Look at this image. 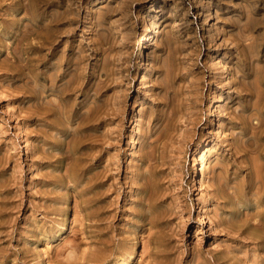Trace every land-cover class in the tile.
Instances as JSON below:
<instances>
[{
	"label": "rangeland",
	"instance_id": "obj_1",
	"mask_svg": "<svg viewBox=\"0 0 264 264\" xmlns=\"http://www.w3.org/2000/svg\"><path fill=\"white\" fill-rule=\"evenodd\" d=\"M263 90L264 0H0V264H264Z\"/></svg>",
	"mask_w": 264,
	"mask_h": 264
},
{
	"label": "bare ground",
	"instance_id": "obj_2",
	"mask_svg": "<svg viewBox=\"0 0 264 264\" xmlns=\"http://www.w3.org/2000/svg\"><path fill=\"white\" fill-rule=\"evenodd\" d=\"M45 1H46V0H45ZM20 2H22V1H20ZM42 2H43V1H42ZM18 3H19V2H18ZM15 4H16V3H15ZM23 4H24V3H23ZM47 4H48V2H44V3H43V5H45V6H47ZM21 5H22V4H21ZM24 7H25V5H24ZM26 7H27V6H26ZM22 9H23V8H22ZM24 10H25V9H24ZM27 10H28V9H27ZM60 12H61V11H60ZM60 12H59V13H60ZM42 13H43V12H42ZM40 15H41V14H40ZM43 15H44V14H43ZM46 15H47V14H46ZM29 16H30V15H29ZM29 18H30V17H29ZM32 18H33V16H32ZM46 18H47V17H46ZM27 19H28V18H27ZM42 19H44V16H43ZM42 19H41V20H42ZM30 20H31V19H30ZM44 21H45V20H43L42 22L44 23ZM40 22H41V21H40ZM46 22H48V21H46ZM29 23H30V22H29ZM43 23H42V24H43ZM27 24H28V21H27ZM27 24H26V25H27ZM46 24H47V23H45V25H46ZM35 25H36V23H35ZM45 25H44V26H45ZM37 26H38V23H37ZM23 28H24V27H23ZM25 28H26V27H25ZM39 28H40V27H39ZM44 28H46V27H44ZM59 28H60V27H59ZM30 29H31V28H30ZM30 29H27V32H28V30H30ZM42 29H43V28H42ZM20 30L22 31V29H20ZM20 30H19V31H20ZM25 30H26V29H25ZM247 30H248V29H246L245 31H247ZM23 31H24V30H23ZM40 31H41V30H40ZM40 31H39V32H40ZM53 31H54V30H53ZM33 32H34V35H35V32H38V30H37V31H33ZM19 33L21 34V32H19ZM42 33H43V32H42ZM42 33H41V34H42ZM20 34H19V36H20ZM23 34H24V33H23ZM43 34H45V33H43ZM47 34H48V35H46V36L43 35V37H42V38H43V39H42L43 41H42V42L39 41V45H40L41 48L43 47L44 49H47V50L49 51V54H51V56L54 57V55L56 54V53L53 52V50L55 49V44H54L55 42H54V41L56 40L57 37L60 36V33H59V31H58V32L55 31V32H49V33H47ZM37 35H39V34H37ZM17 36H18V35H17ZM21 36H23V35H21ZM35 37L37 38V36H35ZM39 37H40V36H39ZM239 37H240V39L242 40V42H244L243 39L246 37V34H245V33H242V34L239 35ZM18 39H19V37L17 38V40H18ZM23 39H24V38H23ZM25 39H26V38H25ZM14 40H15V39H14ZM16 42H17V41H16ZM18 42H19V41H18ZM36 42H37V40H36ZM33 43H34V42H33ZM18 44H19V43H18ZM251 44H253V43H249V45L246 44V46H250ZM33 45H34V44H32V46H33ZM17 46H18V45H17ZM36 46H38V45H36ZM36 46H35L34 48H36ZM40 47H39V48H40ZM251 47H253V45H252ZM30 48H31V46H30ZM56 48H57V47H56ZM245 48L248 49L247 47H245ZM31 50H32V49H31ZM36 50H37V48H36ZM249 50L253 51L254 49H251V48H250ZM32 51H33V50H32ZM54 51H55V50H54ZM247 54H248V50H247ZM251 54H252V55H253V54L255 55L254 51H253V53L250 52V53L248 54V56H250ZM34 55H36V54H34ZM46 55H47V54H46ZM56 55H59V54H56ZM40 56H41V55H40ZM42 56H43V54H42ZM42 56H41V57H42ZM36 57H37V55H36ZM55 57H56V56H55ZM87 57H88V56H87ZM253 57H254V56H253ZM253 57H252V58H253ZM39 58H40V57H39ZM44 58H45V57H43L42 59H44ZM51 58H52V57H51ZM59 58H60V57H57L56 59L58 60ZM17 59H18V58H17ZM17 59H16V60H17ZM19 59H20V58H19ZM29 59H30V58H28L27 60H29ZM34 59H35V58H34ZM36 59H37V58H36ZM36 59H35V60H36ZM52 59H53V58H52ZM54 59H55V58H54ZM59 60H61V59H59ZM83 60H84V56H83V55L79 56L78 58H77L76 55H75V57H74L73 60H72V59L64 60V63L66 64V65H65L66 68H64V69H62V68H61V69H60V68L58 69L57 64H54V67H50L52 70H54L53 72H55V71L57 72V71H58L57 75L60 77V79H63V78H64L65 76H67V75L69 76V74H70V76H71V77L69 76V78H68V76H67L68 79H66L65 81H63L62 85L60 86V89L58 88V89H59L58 93H59L60 98H63V97H65L66 95H69L67 92L71 93V92H74V91L79 90V89L81 90V87H82V85H83V83H84V81L81 80V78L83 79L84 76L82 75V72H83V71L80 72V69H81V68H80V67H81L80 65L83 63V62H82ZM17 61H18V60H17ZM29 61H30V60H29ZM29 61H28V62H29ZM31 61H32V60H31ZM36 61H37V60H36ZM47 61H48V60H47ZM55 61H56V60H55ZM37 62H38V61H37ZM48 62H49V61H48ZM57 62H59V61H57ZM57 62H56V63H57ZM81 62H82V63H81ZM168 62H169V61H168ZM34 63H36V62L34 61ZM64 63H63V64H64ZM166 63H167V62H166ZM261 63H262V62H261ZM29 64H30V62H29ZM36 64H37V63H36ZM36 64H35V65H36ZM44 64H46V63L44 62ZM52 64H53V63H52ZM63 64H61V65H63ZM171 64H172V63H171ZM256 64H257V63H256ZM58 65H59V64H58ZM82 65H83V64H82ZM168 65H169V64H168ZM244 65H245V67H242V68L240 69L241 72H242V70H243L244 68L247 67L246 62H245ZM254 65H255V64H254ZM49 66H50V65H49ZM52 66H53V65H52ZM32 67H34V66H32ZM56 67H57V68H56ZM170 67H171V66H170ZM181 67H182V66H181ZM47 68H48V67H47ZM165 68H167V67H165ZM171 68H172V67H171ZM51 69H50V70H51ZM56 69H57V70H56ZM256 69H258V68L256 67ZM50 70H49V71H50ZM100 70H101V69H100ZM103 70H104V69H103ZM170 70H171V69H170ZM47 72H48V71H47ZM169 72H171V71H169ZM237 72H239V71H237ZM259 72H260V71H259ZM83 73H84V72H83ZM46 74H47V73H46ZM46 74H45L44 76H46ZM49 74H50V76H51V75H52V72L49 73ZM32 75H33V74H32ZM36 75H37V74H36ZM54 75H55V74H54ZM34 76H35V74H34ZM48 76H49V75L47 74V77H48ZM168 76H169V75H168ZM35 77H37V76H35ZM35 77H33V78H35ZM51 77L53 78V75H52ZM48 78H50V77H48ZM240 78H241V77H240ZM37 79H38V78H37ZM54 79H55V78H53V79H49V80H52V83H54ZM58 79H59V78H58ZM64 79H65V78H64ZM174 79H175V78H174ZM242 79H243V78H242ZM242 79H241V80H242ZM33 80H34V79H33ZM86 80H87V79H86ZM89 80H90V79H89ZM117 80H118V79H117ZM158 80H159V79H158ZM244 80H245V79H244ZM252 80H253V79H252ZM255 80H256V79H255ZM55 81H57V80H55ZM108 81H109V80H108ZM108 81H107V82H108ZM112 81L114 82V80H112ZM112 81H110V82H112ZM159 81H160V80H159ZM164 81H165V80H164ZM168 81H169V80H168ZM248 81H249V80H248ZM87 82H88V81H87ZM95 82H96V81H95ZM116 82H117V81H116ZM162 82H163V81H162ZM169 82H170V81H169ZM243 82H244V81H243ZM105 83H106V81H105ZM118 83H119V82H118ZM244 83H245V82H244ZM244 83H242V86H243L244 88H246V90H248V86L245 87L246 85H244ZM59 84H60V83H59ZM86 84H87V83H86ZM86 84H85V85H86ZM88 84H89V83H88ZM95 84H96V83H95ZM102 84H103V83H102ZM110 84H112V83H110ZM110 84H108V85H110ZM163 84H164V83H162V85H163ZM165 84H166V83H165ZM167 84H168V82H167ZM167 84H166V86H167ZM254 84H255V83H254ZM254 84H253V85H254ZM104 85H105V84H104ZM112 85H113V84H112ZM116 85H117V84H116ZM98 86H99V85H98ZM98 86H96V87L98 88ZM113 86H114V85H113ZM172 86H173V85H172ZM172 86H171V87H172ZM174 86H175V85H174ZM250 86H251V85H250ZM254 86H255V85H254ZM254 86H253V87H254ZM35 87H36V86H35ZM86 87H87V85H86ZM103 87H104V86H103ZM171 87H169V88H171ZM243 87H242V88H243ZM50 88H51V87H50ZM53 88H54V87H53ZM53 88H52V89H53ZM82 88H83V87H82ZM93 88H94V87H93ZM97 88H96V89H93V90H96V91H97ZM101 88H102V86L99 88V90H101ZM172 88H173V87H172ZM91 89H92V88H91ZM165 89H166V88H165ZM252 89H253V88H252ZM56 90H57V88H56ZM80 90H79V91H80ZM82 90H83V89H82ZM99 90H98V91H99ZM104 90H105V89H104ZM167 90H168V89H167ZM174 90H175V89H174ZM89 91H90V89H89ZM96 91H95V93H96ZM114 91H115V90H114ZM249 91H250V90H249ZM249 91H247V92H249ZM254 91H256V90H254ZM257 91H259V90H257ZM76 92H77V91H76ZM93 92H94V91H93ZM103 92H104V91H103ZM163 92H165V91H163ZM163 92H162V93H163ZM174 92H175V91H174ZM56 93H57V92H56ZM263 93H264V90H263ZM93 94H94V93H93ZM96 94H98V93H96ZM103 94H104V93H103ZM164 94H165V93H164ZM260 94H261V93H260ZM260 94H259V96H260L261 99H262V96H264V94H261L262 96H261ZM38 95H39V94H38ZM101 95H102V94H101ZM101 95H100V97H101ZM116 95H117V94H116ZM71 96H72V94H71ZM104 96H105V95H104ZM149 96H150V95H149ZM173 96H174V95H173ZM175 96H176V95H175ZM49 97H50V96H49ZM49 97H48V98H49ZM55 97H57V94H56ZM97 97H98V96H97ZM97 97H96V98H97ZM102 97H103V95H102ZM242 97H243V96H242ZM260 97H259V98H260ZM58 98H59V97H58ZM58 98H57V99H58ZM60 98H59V101H60ZM68 98H69V97H68ZM93 98H95V97H93ZM42 99H43V98H42ZM55 99H56V98H55ZM98 99H99V97H98ZM113 99H114V98H113ZM122 99H123V98H122ZM44 100H45V96H44L43 101H44ZM63 100H64V99H63ZM65 100H66V99H65ZM105 100H106V99H105ZM107 100H108V98H107ZM109 100H110V99H109ZM114 100H115V99H114ZM120 100H121V99H120ZM123 100H125V98H124ZM38 101H39V99H37V102H38ZM41 101H42V100H41ZM47 101H48V100H47ZM49 101H50V100H49ZM51 101H52V100H51ZM51 101H50V103H51ZM57 101H58V100H57ZM59 101H58V103H59ZM93 101H94V100H93ZM102 101H104V100H102ZM111 101H112V100H111ZM111 101H110L109 103H111ZM116 101H117V100H116ZM118 101H119V100H118ZM118 101H117V102H118ZM45 102H46V100H45ZM105 102H106V101H105ZM117 102H116V103H117ZM119 102H120V101H119ZM145 102H146V101H145ZM240 102H241V101H240ZM254 102H255V101H254ZM261 102H262V100H261ZM41 103H42V102H41ZM43 103H44V102H43ZM46 103H47V102H46ZM46 103H45V104H46ZM53 103H54V102H52V104H53ZM65 103H66V102H65ZM94 103H95V102H94ZM106 103H107V102H106ZM263 103H264V102H263ZM55 104H56V103H55ZM61 104H63V103H61ZM98 104H99V103H98ZM102 104H103V103H102ZM121 104H122V103H121ZM124 104H125V103H124ZM124 104H123V105H124ZM154 104H155V103H154ZM34 105H35V104H34ZM36 105H37V104H36ZM38 105H40V104H38ZM43 105H44V104H43ZM58 105H59V104H58ZM112 105H113V104H112ZM119 105H120V103H119ZM123 105H120V106H123ZM235 105H236V104H235ZM252 105H253V104H252ZM261 105H262V104H261ZM44 106H45V105H44ZM54 106H55V105H53V107H54ZM56 106H57V104H56ZM56 106H55V107H56ZM62 106H63V105H62ZM65 106H66V105H65ZM102 106H103V105H101V107H102ZM182 106H183V105H182ZM33 107H35V106H33ZM39 107H40V106H39ZM46 107H47V106H46ZM68 107H69V106H68ZM95 107L97 108V106H95ZM111 107H112V106H110V108H111ZM117 107H118V106H117ZM117 107H116V108H117ZM246 107H247V106H246ZM254 107H257V106H254ZM36 108H38V106H37ZM43 108H44V107H43ZM43 108H42V110H43ZM49 108H51V107H49ZM56 108H57V107H56ZM58 108L61 109L60 106H58ZM70 108H71V106H70ZM91 108H92V107L90 106V107H89V109H90L89 111L92 112V109H91ZM110 108H107L106 114H109V113H110V111H111V109H112V108H111V109H110ZM113 108H114V106H113ZM47 109H48V107H47ZM65 109H66V108H65ZM65 109H64V110H65ZM71 109H72V108H71ZM100 109H101V108L98 107V112H100ZM171 109L174 110L173 107H171ZM233 109H234V108H233ZM35 110H36V109H35ZM35 110H33V112H35ZM53 110H54V109H53ZM53 110H52V111H53ZM55 110H56V109H55ZM57 110H58V109H57ZM67 110H68V109H67ZM94 110H96V109H94ZM94 110H93V111H94ZM123 110H124V109H123ZM123 110H121V111H123ZM173 110H172V111H173ZM256 110H257V109H256ZM38 111H39V110H38ZM102 111H103V110H102ZM102 111H101V112H102ZM176 111H177V110H176ZM33 112H31V113H33ZM36 112H37V111H36ZM47 112H50V111L48 110ZM58 112H59V114H61L60 111H58ZM65 112H66V111H65ZM73 112H74V111H73ZM83 112H84V111H83ZM112 112H113V110H112ZM116 112H117V111H115V113H116ZM174 112H175V111H174ZM187 112H188V111H187ZM236 112H237V111H236ZM259 112H260V111H259ZM81 113H82V112H81ZM85 113H86V112H85ZM85 113H84V115H85ZM87 113H88V112H87ZM93 113H94V114L96 113V115H97V111H96V112H93ZM115 113H114V114H115ZM117 113H119V112H117ZM117 113H116V115H117ZM170 113H171V112H170ZM176 113H177V112H176ZM33 114H34V113H33ZM33 114H32V115H33ZM38 114H39V113H38ZM40 114H41V113H40ZM44 114H45V112H44ZM46 114H47V113H46ZM49 114H50V113H49ZM65 114H66V113H65ZM94 114L92 115V117H94ZM110 114H111V113H110ZM165 114H166V113H165ZM168 114H169V113H168ZM168 114H166L165 119L168 117ZM174 114H175V113H174ZM195 114H196V113H195ZM249 114H250V113H249ZM261 114H262V113H261ZM34 115H36V114H34ZM62 115H64V114H62ZM71 115H73V114H71ZM76 115H77V114H76ZM88 115H89V114H88ZM255 115H257V114H255ZM65 116H66V115H65ZM65 116H63V118H64ZM67 116H68V114H67ZM67 116H66V117H67ZM81 116H83V115H81ZM85 116H86V115H85ZM101 116H102V115H101ZM111 116H112V115H111ZM180 116H181V115H180ZM180 116H179V117H180ZM249 116H250V115H249ZM249 116H248V117H249ZM253 116H254V115H253ZM57 117H58V116H57ZM83 117H84V116H83ZM88 117H89V116H88ZM97 117H98V115H97ZM103 117H104V116H103ZM107 117H109V116L107 115ZM182 117H183V116H182ZM248 117H247V118H248ZM257 117L259 118L260 116L257 115ZM263 117H264V116H263ZM40 118H41V117H40ZM44 118H45V117H44ZM67 118H68V117H67ZM85 118H87V117H85ZM101 118H102V117H101ZM115 118H116V117H115ZM180 118H181V117H180ZM247 118H245V120H246ZM36 119H37V118H36ZM41 119H42V118H41ZM59 119H61V118H59ZM90 119H91V118H90ZM105 119H106V118H105ZM116 119H117V118H116ZM118 119H119V118H118ZM178 119H179V118H178ZM239 119H240V118H239ZM42 120H43V119H42ZM44 120H45V119H44ZM47 120H48V119H47ZM77 120H78V119H77ZM82 120H84V119H82ZM93 120H94V119H93ZM93 120H92V121H93ZM96 120H97V119H96V117H95V121H96ZM109 120H111V118H110ZM112 120H113V119H112ZM240 120H241V119H240ZM251 120H252V118H251ZM255 120H258V123L261 122V121L259 122L260 119H257V118H256ZM80 121H81V120H80ZM84 121H85V120H84ZM86 121H87V120H86ZM90 121H91V120H90ZM92 121H91V122H92ZM95 121H94V122H95ZM99 121H100V120H99ZM101 121H102V120H101ZM105 121H106V120H105ZM107 121H108V120H107ZM115 121H116V120H115ZM162 121H163V120H162ZM263 121H264V120H263ZM48 122H49V121H48ZM81 122H82V121H81ZM88 122H89V121H88ZM88 122H87V123H88ZM109 122H110V121H109ZM109 122H108V123H109ZM117 122H118V121H117ZM185 122H186V121H185ZM191 122H192V121H191ZM244 122H245V121H244ZM248 122H249V120H248ZM251 122H252V121H251ZM50 123H52V122H50ZM79 123H80V122H79ZM100 123H102V122H100ZM100 123H99V124H100ZM118 123H119V122H118ZM241 123H242V122H241ZM45 124H46V123H45ZM47 124H48V123H47ZM55 124H56V123H54V125H55ZM82 124H84V123H82ZM85 124H86V123H85ZM85 124H84V125H85ZM103 124H104V122H103ZM160 124L163 125V126H162V125H161V126H162V128H163L162 131H164V129H165V128H164V127H165V124H163V123H160ZM166 124H167V123H166ZM88 125H90V123H89ZM88 125H87V126H88ZM104 125H105V124H104ZM252 125H253V123H252ZM254 125H256L255 127H257V124H254ZM51 126H53V125H51ZM87 126H86V127H87ZM92 126H94V124H93ZM92 126H91V127H92ZM97 126H98V125H97ZM84 127H85V126H84ZM98 127H100V126H98ZM159 127H160V126H159ZM253 127H254V126H253ZM258 127H259V126H258ZM59 128H60V127H59ZM66 128H68V127H66ZM113 128H114V126H113ZM160 128H161V127H160ZM167 128H168V127H167ZM190 128H191V127H190ZM190 128H189V129H190ZM56 129H57V128H56ZM64 129H65V127H64ZM94 129H95V127H94ZM110 129H111V128H110ZM156 129H157V128H156ZM156 129H155V130H156ZM158 129H159V128H158ZM58 130H59V129H58ZM88 130H89V129H88ZM97 130H98V129H97ZM99 130H101V129H99ZM99 130H98V131H99ZM114 130H116V129H114ZM114 130H113V131L110 130V132L113 133ZM169 130H170V128H169ZM169 130H168V131H169ZM183 130H184V129H183ZM185 130H186V128H185ZM62 131H63V130H62ZM72 131H74V130H72ZM91 131H93V130H91ZM101 131H102V130H101ZM103 131H104V130H103ZM103 131L100 132V134L103 133ZM105 131H106V130H105ZM160 131H161V129H159V132H160ZM162 131H161V133H163ZM188 131H189V130H188ZM59 132L61 133V131H59ZM65 132H66V131H65ZM86 132H87V131H86ZM159 132L157 131V133H159ZM87 133H88V132H87ZM94 133H95V132H93L92 135H93ZM104 133H105V132H104ZM107 133H108V132H107ZM112 133H111V135H112ZM157 133H156V134H157ZM161 133H160V135H161ZM72 134L74 135V132H73ZM105 134H106V133H105ZM105 134H103V135H105ZM169 134H170V133H169ZM89 135H90V132H89ZM94 135H95V134H94ZM108 135H109V134H108ZM117 135H118V134H117ZM106 136H107V134H106ZM162 136H163V135H162ZM168 136H169V135H168ZM88 137L91 138V136H88ZM88 137H87V138H88ZM96 137H97V136H96ZM98 137H99V135H98ZM100 137H101V136H100ZM104 137H105V136H104ZM104 137H103V139H104ZM107 137H108V136H107ZM107 137H106V138H107ZM109 137H110V136H109ZM112 137H113V135H112ZM112 137H111V138H112ZM172 137H173V136H172ZM101 138H102V137H101ZM101 138H99V139H101ZM113 138H114V137H113ZM154 138H155V137H154ZM157 138H159L158 135H157ZM71 139H72V138H71ZM92 139H93V138H92ZM107 139H108V138H107ZM167 139H168V138H167ZM176 139H177V138H176ZM87 140H88V139H87ZM93 140H94V139H93ZM101 140H102V139H101ZM64 141H65V140H64ZM71 141H72V140H71ZM85 141H86V140H84V142H85ZM90 141H91V140H90ZM95 141H96V140H94L93 142H95ZM97 141H98V140H97ZM105 141H106V140H105ZM112 141H113V140H112ZM156 141H157V139H156ZM158 141H159V140H158ZM75 142H78V141H75ZM82 142H83V141H82ZM91 142H92V141H91ZM108 142H109V143H108ZM108 142H106V143L110 144V141H108ZM59 143H61V142H59ZM99 143H100V142H99ZM103 143H104V142H103ZM111 143L113 144V142H111ZM149 143H151V142H149ZM247 143H248V142H247ZM253 143H254V142H253ZM67 144H68V142H67ZM96 144H97V143H96ZM96 144H95V145H96ZM100 144L103 145L102 142H101ZM155 144H158V143L156 142ZM163 144H165V142H164ZM166 144H168V143H166ZM166 144H165V145H166ZM171 144H172V143H171ZM183 144H184V143H183ZM236 144H237V143H236ZM64 145H65V144H64ZM93 145H94V144H93ZM97 145H98V144H97ZM150 145H152V144H150ZM161 145H162V144H161ZM253 145H254V144H253ZM59 146H60V145H59ZM61 146H62V145H61ZM66 146H67V145H66ZM66 146H65V147H66ZM105 146H107V145H105ZM110 146H111V145H110ZM112 146H113V145H112ZM154 146H156V145H154ZM96 147H97V146H96ZM108 147H109V146H108ZM150 147H151V146H150ZM150 147H148V148H150ZM170 147H171V146H170ZM98 148H100V146H99ZM154 148H156V147H154ZM157 148H160V147H157ZM165 148H167V147L165 146ZM165 148H164V149H165ZM173 148H174V147H173ZM37 149H38V148H37ZM59 149H60V148H59ZM94 149H96V148H94ZM103 149H104V148H103ZM115 149H116V148H115ZM161 149H162V148H161ZM161 149H159V150H161ZM168 149H169V148H168ZM232 149H233V148H232ZM235 149H236V151H237V148H236V147H235ZM239 149H241V148H239ZM251 149H253V146L251 147ZM149 150H152V149H148L147 151H149ZM222 150H223V149H222ZM241 150H242V149H241ZM241 150H240V151H241ZM262 150H263V149H261V151H262ZM66 151H68V150H66ZM96 151H97V150H96ZM104 151H105V149H104ZM155 151H156V150H155ZM173 151H174V150H173ZM93 152H94V151H93ZM149 152H151V151H149ZM153 152H154V150H153ZM159 152H160V151H159ZM159 152H157L158 155H159ZM161 152H162V151H161ZM161 152H160V154H161ZM237 152H238V151H237ZM237 152H236V154H237ZM64 153H66V152H64ZM98 153H100V151H98ZM98 153H97V154H98ZM146 153H147V152H146ZM146 153H145V154H146ZM168 153H169V152H168ZM66 154H67V153H66ZM102 154H103V153H102ZM102 154H101V155H102ZM64 155H65V154H64ZM93 155H94V154H93ZM101 155H99V156H101ZM143 155H144V153H143ZM146 155H147V154H146ZM146 155H144V156H146ZM158 155H157V156H158ZM99 156H98V157H99ZM150 156H152V152H151ZM150 156H149V159H148V155H147V158H146L147 164H148L149 161H152V160H153V159L150 160ZM161 156H163V152H162V155H161ZM161 156H158V157H161ZM234 156H236V155H234ZM152 157H153V156H152ZM169 157H170V156H169ZM153 158H154V157H153ZM161 158L163 159V157H161ZM58 159H59V158H58ZM98 159H99V158H98ZM98 159H97V160H98ZM117 159H118V158H117ZM237 159H238V157H237ZM248 159H249V158H248ZM250 159H251V158H250ZM155 160H156V159H155ZM100 161H101V160H100ZM105 161H106V160H105ZM159 161H160V160H159ZM159 161H156V162H159ZM161 161H162V160H161ZM106 162H107V161H106ZM113 162H114V161H113ZM162 162H163V161H162ZM116 163H117V162H116ZM116 163H115V164H116ZM150 163H151V162H150ZM108 164H109V163H108ZM110 164H111V163H110ZM110 164H109V165H110ZM113 164H114V163H113ZM144 164H145V163H144ZM158 164H159V163H158ZM202 164H204V159L199 158V159H198V163L196 164V166H199V165H202ZM248 164H249V163H248ZM251 164H252V163H251ZM103 165H104V164H103ZM111 165H112V164H111ZM111 165H110V166H111ZM117 165H118V164H117ZM145 165H146V164H145ZM152 165H153V164H152ZM152 165L149 164L148 166H146V168H144V167H143V168L146 169V170L150 173L151 168L153 169V167H154V165H153V167H152ZM156 165H157V164H156ZM97 166H99V165H97ZM100 166H102V165L100 164ZM159 166H160V165H159ZM159 166H158V167H159ZM244 166H245V165H244ZM253 166H254V164H253ZM256 166H257V164H256ZM107 167H108V166H107ZM107 167H106V168H107ZM155 167H156V166H155ZM250 167H251V165H250ZM111 168H112V167H111ZM113 168H114V167H113ZM147 168H148V169H147ZM156 168H157V167H156ZM108 169H109V167H108ZM108 169H107V171H108ZM114 169H115V168H114ZM158 169H159V168H158ZM158 169H156V171H157ZM96 170H97V169H96ZM102 170H104V168H103ZM109 170H111V169H109ZM112 170H113V169H112ZM117 170H118V169H117ZM142 170H143V169H142ZM159 170H160V169H159ZM164 170H165V169H164ZM98 171H99V169H98ZM107 171L104 170L103 173H102V175H103V174L105 175V172H107ZM113 171H114V170H113ZM153 171H154V170H153ZM153 171H152V172H153ZM258 171H260V170H258ZM258 171H257V172H258ZM93 172H94V170H93ZM99 172H100V171H99ZM143 172H144V171H143ZM143 172H142V173H143ZM66 173H67V171H66ZM72 173H73V172H72ZM96 173H97V172H95V175H96ZM154 173H155V171H154ZM215 173H216V172H215ZM69 174L71 175V172H70ZM99 174H100V173H99ZM99 174H98V175H99ZM218 174H219V173H218ZM221 174H222V173H221ZM257 174H258V173H257ZM263 174H264V173H263ZM74 175H75V174H74ZM92 175H94V173H92ZM95 175H94V176H95ZM98 175H97V177H98ZM102 175H101V176H102ZM108 175H110V174H108ZM143 175H144V174H143ZM150 175H151V174H150ZM150 175H147V173H146V175H144V177H143L144 180H142V182L140 183V185H141L140 187L143 188V191H144V198H143V201H144L145 203H147V205H151L153 202H155V199H156V194H155V192L153 191L154 189H152V184H153V183L150 182V181H151V180H150V179H151ZM155 175H156V174H155ZM216 175H217V173H216L214 176H216ZM65 176H67V175H65ZM72 176H73V174L71 175L70 178H72ZM99 176H100V175H99ZM101 176H100V177H101ZM140 176H141V174H140ZM140 176H139V178H140ZM166 176H167V175H166ZM251 176H252V175H251ZM256 176H257V175H256ZM258 176H260V175H258ZM102 177L104 178V176H102ZM102 177H101V179H103ZM155 177H156V176H155ZM93 178H94V177H93ZM107 178H110V177H107ZM124 178H125V177H124ZM216 178H217V176H216ZM65 179H66V178H65ZM95 179H96V178H95ZM95 179H93V182H95V181L97 180V179H96V180H95ZM99 179H100V178H99ZM105 179H106V177H105ZM114 179H115V178H114ZM159 179H160V178H159ZM199 179H200V178H199ZM94 180H95V181H94ZM263 180H264V179H263ZM98 181H99V180H98ZM103 181H105V180H103ZM103 181H102V182H103ZM124 181H125V180H124ZM214 181H215V180H214ZM99 182H100V181H99ZM131 182H132V180H131ZM154 182H155V180H154ZM256 182H258V181H256ZM100 183H101V182H100ZM105 183H106V182H105ZM217 183H218V182H217ZM259 183H261V182L259 181ZM159 184H160V182H159ZM228 184H231V185H232V183H227V185H228ZM238 184H239V183H238ZM257 184H258V183H257ZM218 185H219V184H218ZM249 185H250V184H249ZM249 185H248V186H249ZM260 185H261V184H260ZM100 186H101V185H100ZM103 186H104V185H103ZM105 186H107V184H106ZM155 186H156V185H155ZM214 186H215V185H214ZM262 186H263V185H262ZM111 187H112V185H111ZM224 187H225V186H224ZM231 187H232V186H231ZM231 187H230V188L228 187V188L231 190V189H233V187H232V188H231ZM249 187H250V186H249ZM255 187H256V186H255ZM257 187H258V185H257ZM260 187H261V186H260ZM263 187H264V186H263ZM103 188L106 189V187H103ZM159 188H160V187H159ZM216 188H217V187H216ZM235 188H236V187H235ZM214 189H215V188H214ZM236 189H237V188H236ZM241 189H242V188H241ZM98 190H99V189H98ZM102 190H103V189H102ZM108 190H109V189H106L107 192H108ZM141 190H142V189H141ZM227 190H228V189H227ZM237 190H238V189H237ZM237 190H236V191H237ZM254 190H255V189H253V192H254ZM257 190H258V189H257ZM260 190H261V188H260ZM103 191H104V190H103ZM103 191H101V192H103ZM109 191H110V190H109ZM155 191H156V190H155ZM241 192H242V191H241ZM95 193H96V192H95ZM103 193L105 194V191H104ZM103 193H102V194H103ZM230 193H231V192H230ZM107 194H108V193H107ZM226 194H227V193H226ZM231 194H233V193H231ZM219 195H220V194H219ZM94 196H95V198H96V195H94ZM100 196H102V195H100ZM105 196H106V195H105ZM98 197H99V196H98ZM98 197H97V199H98ZM102 197H104V196H102ZM234 197H235V195H234ZM252 197H253V196H252ZM116 198H117V197H116ZM158 198H159V197H158ZM105 199H106V198H105ZM93 200H94V198H93ZM103 200H104V199H103ZM225 200H226V199H225ZM140 201H141V200H140ZM95 204H96V203H95ZM142 204L144 205V203H142ZM96 205H98V204H96ZM100 205L102 206V204H100ZM115 205H116V204H115ZM152 205H153V204H152ZM145 208H146V207H145ZM154 208H155V207H154ZM154 208H153V209H154ZM146 209H147V208H146ZM94 210H95V209H94ZM96 210H97V209H96ZM144 210H145V209H144ZM148 210H149V209H148ZM100 212H101V211H100ZM152 212L154 213V211H152ZM157 212H158V211H157ZM94 213H95V212H94ZM103 213H104V212H103ZM140 213H141V211H140ZM158 213H159V212H158ZM105 214H106V212H105ZM156 214H157V213H156ZM154 215H155V214H154ZM159 215H160V213H159ZM105 216H106V215H105ZM107 216H109V215H107ZM96 217H98V216L96 215ZM110 217H111V216H110ZM147 217H148V216H147ZM200 217L202 218L201 213H200ZM155 218H156V215H155ZM101 219H102V218H101ZM103 219H104V218H103ZM103 219H102V220H103ZM148 219H149V222H153L154 217H153V218H150V217H149ZM156 219H157V218H156ZM160 219H161V218H160ZM98 220H99V219H98ZM104 220H105V219H104ZM146 220H147V219H146ZM154 221H155V220H154ZM157 221H158V220H157ZM163 221H164V220H163ZM97 222H99V221H97ZM102 222H103V221H102ZM106 222H107V221H106ZM255 223H256V222H255ZM97 225H98V224H97ZM97 225H96V226H97ZM146 225H147V224H146ZM155 225H157V223H156ZM150 226H151V224H150ZM152 227H153V226H152ZM100 228H101V227H100ZM100 228H99V229H100ZM101 230H102V229H101ZM96 231H97V229H96ZM99 231H100V230H99ZM100 232H101V231H100ZM98 240H99V238H98ZM100 240H102V239H100ZM153 240H154V239H153ZM141 241H142V240H141ZM101 242H102V241H101ZM101 242H100V243H101ZM164 253H165V252H164ZM164 253H163V254H164ZM121 255H123V254H121Z\"/></svg>",
	"mask_w": 264,
	"mask_h": 264
}]
</instances>
